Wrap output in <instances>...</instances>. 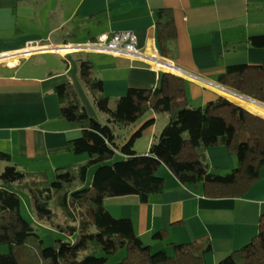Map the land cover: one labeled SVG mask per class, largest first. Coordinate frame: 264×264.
<instances>
[{
  "label": "crops",
  "instance_id": "obj_1",
  "mask_svg": "<svg viewBox=\"0 0 264 264\" xmlns=\"http://www.w3.org/2000/svg\"><path fill=\"white\" fill-rule=\"evenodd\" d=\"M161 8L173 11L177 26L178 35L167 56L157 41L156 13ZM125 29L136 33L142 58L76 50L24 54L34 46H77ZM263 34L264 0H0V152L11 155L10 162L0 158V174L9 163L23 171L50 175L59 167L87 161L84 153L69 147L82 130L61 114L55 90L70 81L87 112L100 121L101 111L80 76L83 54L98 56L96 70L110 98L124 95L130 87L156 88L162 72L168 71L150 60H167L190 77L183 76L189 80L190 103L204 106L221 95L208 85L222 87L217 78L227 66L264 62V48L248 42ZM5 55L18 59L9 62L3 60ZM160 114L147 112L126 128L124 139L154 117V124L143 130L134 145L139 152L148 151L160 134ZM206 154L211 169L220 173L237 164V157L224 144L209 146ZM159 170L165 188L151 194L147 202L137 195L105 199L112 214L133 220L144 242L151 240L149 244L155 246L166 240L169 245L209 238L212 250L206 259L216 264L259 232L264 214V165L244 195L220 198L182 183L165 165ZM158 230H164L165 237L153 239Z\"/></svg>",
  "mask_w": 264,
  "mask_h": 264
},
{
  "label": "trees",
  "instance_id": "obj_2",
  "mask_svg": "<svg viewBox=\"0 0 264 264\" xmlns=\"http://www.w3.org/2000/svg\"><path fill=\"white\" fill-rule=\"evenodd\" d=\"M156 19L157 41L162 55L167 56L178 35L174 13L161 8ZM248 42L264 48V34L252 36ZM80 76L99 111L107 115V123L87 112L70 81L56 86L61 114L82 130L69 147L77 154H88V159L57 168L54 180L45 171H23L13 163L5 166L0 174V245H7L8 250L0 251V264H209V238L173 241L168 245L171 250L153 251L137 234L133 220L112 214L105 199L137 195L147 202L151 194L165 188L166 180L158 173L163 165L182 183L201 188L206 196L244 195L264 165V117L223 95L195 106L188 97L189 80L172 72H162L156 88L130 87L115 98L105 94L104 81L95 75L91 60H81ZM217 80L264 103V62L229 65ZM150 110L166 112L169 119L148 151L139 152L134 145L143 130L154 124V117L118 142L115 127L127 128ZM217 144L226 145L237 157L236 166L228 172L209 166L206 149ZM0 158L11 161L9 153L0 152ZM93 166L94 175L86 185ZM22 189L30 192L37 219L62 233L53 245L45 246L37 226L22 214ZM165 234L158 230L153 239ZM120 249L126 251L124 257L109 263ZM216 264H264V214L257 235Z\"/></svg>",
  "mask_w": 264,
  "mask_h": 264
},
{
  "label": "rangeland",
  "instance_id": "obj_3",
  "mask_svg": "<svg viewBox=\"0 0 264 264\" xmlns=\"http://www.w3.org/2000/svg\"><path fill=\"white\" fill-rule=\"evenodd\" d=\"M79 56H81L79 54ZM89 57H87V54H83L82 57L89 59L93 62L94 64V73L97 77H99L100 73L98 72V70H96V66H95V61H98V56H96L94 53H89L88 54ZM94 103V101H93ZM96 106V105H95ZM99 110V109H98ZM99 112V111H98ZM168 113L166 112H162L159 115V125H161V128L159 129L160 131H162L161 129H163L164 125L163 121L166 120V118H168ZM165 119V120H164ZM100 121L102 123H107V115L103 112L100 113ZM116 133L118 135V138H121V142L124 140V138L128 135V131L125 127H115ZM158 130V133H161ZM142 142V141H141ZM85 160L88 159V154H85ZM96 166H93L90 168L89 173H88V179H87V183L86 185H90L92 177L94 175ZM162 170H159L158 173L161 174ZM51 180H54L56 178V173H52L49 175ZM1 179V178H0ZM20 196H21V208H22V214L31 222H33L37 228H38V232L40 233V235L42 236L43 240H44V245L45 246H49V245H53L56 242L57 238H62L63 235L62 233H60L55 227L51 226V224L49 222L46 221H42L40 219H37L36 215H35V211L32 205V201H31V194L28 190H20ZM58 219L62 222L63 221V217L62 214L59 215ZM145 243H153L151 242V240H146ZM161 248L164 249H168L171 250V248L167 245V240L166 241H160V243L156 244L155 246L153 245V251L159 250ZM8 250V246L7 245H0V251L4 252ZM126 251L123 249H120L119 252L114 255L111 256L109 263H115L117 261H120L124 255H125Z\"/></svg>",
  "mask_w": 264,
  "mask_h": 264
},
{
  "label": "built area",
  "instance_id": "obj_4",
  "mask_svg": "<svg viewBox=\"0 0 264 264\" xmlns=\"http://www.w3.org/2000/svg\"><path fill=\"white\" fill-rule=\"evenodd\" d=\"M76 51H92L113 55H124L131 58H142L143 53L138 48V38L133 30L115 31L110 37H100L96 40L78 44Z\"/></svg>",
  "mask_w": 264,
  "mask_h": 264
},
{
  "label": "bare ground",
  "instance_id": "obj_5",
  "mask_svg": "<svg viewBox=\"0 0 264 264\" xmlns=\"http://www.w3.org/2000/svg\"><path fill=\"white\" fill-rule=\"evenodd\" d=\"M79 47L80 46H76V45L45 46V47L34 46L32 48L26 49L24 54L29 55L30 52L39 51V50H53V51H57L62 54H65L67 52L77 50L79 49ZM3 58H4L3 60H7L9 62H16L18 59L17 56H11V55H5L3 56ZM150 62L157 68L190 78L188 75H185L180 69L176 68L171 63H169L167 60H150ZM208 86L212 87L217 92L225 95L230 100H233L234 102L243 105L248 110L264 116V105L263 104L255 102L253 100H249L248 98H245L241 95H238L222 87L213 86V85H208Z\"/></svg>",
  "mask_w": 264,
  "mask_h": 264
},
{
  "label": "water",
  "instance_id": "obj_6",
  "mask_svg": "<svg viewBox=\"0 0 264 264\" xmlns=\"http://www.w3.org/2000/svg\"><path fill=\"white\" fill-rule=\"evenodd\" d=\"M222 88H224V89H227V90H229V91H231V92H234V93H236V94H238V95H241V96H243V97H245V98H248L249 100H253V101H255V102H258V103H261V104H263L264 105V103L263 102H261V101H258V100H256V99H253V98H251V97H249V96H246V95H244V94H241V93H238V92H236V91H234V90H232V89H230V88H228V87H225V86H222ZM221 95H223V94H221ZM223 96H225V95H223ZM226 97V96H225ZM228 98V97H227ZM233 101V100H232ZM239 105H241V104H239ZM241 106H243V105H241ZM244 107V106H243ZM252 112V111H251ZM254 113V112H253ZM257 114V113H256ZM259 115V114H258ZM260 116H262V115H260ZM262 117H264V116H262Z\"/></svg>",
  "mask_w": 264,
  "mask_h": 264
}]
</instances>
